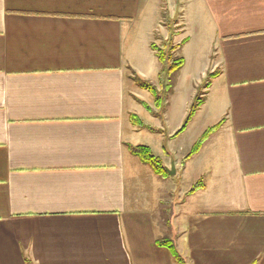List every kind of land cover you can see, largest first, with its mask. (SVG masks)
Instances as JSON below:
<instances>
[{
  "label": "crops",
  "instance_id": "crops-1",
  "mask_svg": "<svg viewBox=\"0 0 264 264\" xmlns=\"http://www.w3.org/2000/svg\"><path fill=\"white\" fill-rule=\"evenodd\" d=\"M164 3L188 41L159 118L131 77L157 79ZM143 135L173 174L129 151ZM167 237L186 264H264V0H0V264H177Z\"/></svg>",
  "mask_w": 264,
  "mask_h": 264
},
{
  "label": "trees",
  "instance_id": "trees-1",
  "mask_svg": "<svg viewBox=\"0 0 264 264\" xmlns=\"http://www.w3.org/2000/svg\"><path fill=\"white\" fill-rule=\"evenodd\" d=\"M161 18L163 19L164 25L167 28V35L168 37L166 39L161 38V44L159 46L155 45L153 42L151 43L150 47L155 52V56L160 64V70L159 74L157 76V79L155 81L152 80H144L139 78L138 76L134 75L131 77L132 81L141 89L147 90L154 99L153 108L148 106L146 103L139 101L142 106L150 113L156 115L159 118H162V114L164 113L165 107H166V101L170 94L173 91V87L176 82L177 75L180 71V69L184 65V59L181 57L176 56L177 50L182 47L185 43H187L188 38H183L179 43H174V38L176 36H179L181 32L178 31L179 28H174V26L177 24V20L170 18L169 11L167 4L164 3L162 6V10L160 12ZM183 33V32H182ZM153 37L155 38V34H153ZM218 75V72L213 71L212 73H209L206 75L205 78L210 79L212 77H215ZM201 83L202 87L197 90V95L190 107L188 116L183 123L182 127L177 131V134L181 133L185 130L189 122L192 120L193 116L195 115L196 111L199 109V107L204 102V92L202 91L203 88H207L209 86V82ZM131 123L137 127L145 128L149 131H157L154 128H150L145 126L135 115L129 116ZM224 120L220 121L216 125L208 128L195 142L191 150L186 155L185 159H188L199 152L203 144L206 142V140L209 138L210 135L215 133L220 129V127L223 125ZM129 151L137 157L142 163L148 165L153 172L161 177L165 178L168 176L163 163L161 159L156 157L152 154L150 149L147 146L138 145V146H127ZM203 183L201 180L197 181L189 190L186 192V196H189L199 189L203 188ZM166 226L170 228L169 221H166ZM164 223V224H165ZM159 246H163L169 250L171 253L173 259L177 264H186L183 257L179 254L177 251L174 241L172 239L163 238L160 239L158 242ZM28 264H31L27 261Z\"/></svg>",
  "mask_w": 264,
  "mask_h": 264
},
{
  "label": "rangeland",
  "instance_id": "rangeland-1",
  "mask_svg": "<svg viewBox=\"0 0 264 264\" xmlns=\"http://www.w3.org/2000/svg\"><path fill=\"white\" fill-rule=\"evenodd\" d=\"M162 10V9H161ZM161 10H160V12H161ZM168 11H169V16H170V18H172V19H175V20H177V24L174 26V28H179L178 29V31L179 32H181V37H183V6H182V4H180V6L179 7H177L176 9L174 8V9H170V8H168ZM154 34H155V38L153 37V43L155 44V45H157V46H159L160 44H161V38H164V39H166L167 37H168V35H167V28L165 27V25H164V22H163V19L161 18V15H160V17H159V22H158V25L156 26V29H155V31H154ZM177 38L175 37L174 38V43L175 44H177L175 41H177L176 40ZM179 43V42H178ZM189 52L186 50V49H184L183 50V52L181 53V55H182V57L183 56H185L186 57V55L188 54ZM189 66L191 67V62L189 63ZM137 99V98H136ZM151 115H149V117H143V118H141L142 119V121H144L147 125H149V124H151L152 123V121H151V119H152V116L150 117ZM144 133H141V134H150L149 132H147V131H143ZM148 136V135H147ZM147 136L145 135H143L140 139H141V144L142 145H145V143H147ZM152 154L153 155H155L156 156V151H153L152 152ZM201 182H203L202 180H201ZM180 186L178 187V190H179V192H181V191H183L184 190V186L185 185H189V184H187V183H185V181H184V183H180L179 184ZM194 185V184H193ZM192 185V186H193ZM191 186V187H192ZM175 197H176V195H175ZM175 197H172V198H166L167 199V202L168 203H166V205L164 206V209H163V221H164V223L166 222V221H169V223H170V228H168L167 226H166V223H165V227L169 230V229H172V216H173V213H175V207L177 206V204H175V206L173 205L174 203H176L177 201H176V199L177 198H175ZM184 200H185V202H188L189 203V201H188V198H183ZM179 207V206H178ZM178 209V208H177ZM169 231H171V230H169ZM169 233H171V232H169ZM168 238V237H167ZM169 239V238H168Z\"/></svg>",
  "mask_w": 264,
  "mask_h": 264
},
{
  "label": "water",
  "instance_id": "water-1",
  "mask_svg": "<svg viewBox=\"0 0 264 264\" xmlns=\"http://www.w3.org/2000/svg\"><path fill=\"white\" fill-rule=\"evenodd\" d=\"M173 167H174V165H172V166L170 167V170L166 168V169H165L166 172H167L168 174H173Z\"/></svg>",
  "mask_w": 264,
  "mask_h": 264
}]
</instances>
